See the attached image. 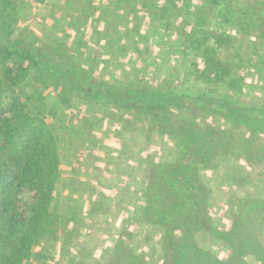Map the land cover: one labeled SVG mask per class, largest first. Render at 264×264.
Returning a JSON list of instances; mask_svg holds the SVG:
<instances>
[{
	"label": "trees",
	"instance_id": "trees-1",
	"mask_svg": "<svg viewBox=\"0 0 264 264\" xmlns=\"http://www.w3.org/2000/svg\"><path fill=\"white\" fill-rule=\"evenodd\" d=\"M27 1L42 5L51 0H24V4ZM75 2L88 3H68L78 7ZM121 2L130 0L112 3ZM203 2L207 10L196 13V23L184 37L185 45L200 56L192 70L199 87L193 88V80L176 84L166 81L165 74L154 83L140 78L122 85L109 83L85 67L83 58L68 53L60 38L49 44L37 38L28 41L29 36L34 38L32 29L16 30L18 3L0 0V264H39L49 259L45 243L60 233V219L51 204L61 159L53 129L30 110L29 78L50 89L59 108L67 110L75 100L115 108L110 117L118 127L145 121L150 128L146 143L158 135L175 148L171 162L161 161L152 151L145 154L144 193L130 197L131 216L117 205L124 226L116 242L100 251L102 263L264 264V105L242 95L256 80L264 89V0ZM75 28L81 34L76 46H93L88 33ZM180 28L178 24L173 29L182 35ZM253 34L249 56L255 63L245 55H240L238 64L220 57V51L232 44V36ZM122 145L131 153L126 140ZM225 158L233 161L232 174L215 180ZM257 178L261 186L254 185ZM224 179L231 185L216 214L212 199ZM200 237L229 248L228 255L218 257L206 250ZM156 245L162 248L161 261L155 257Z\"/></svg>",
	"mask_w": 264,
	"mask_h": 264
},
{
	"label": "rangeland",
	"instance_id": "rangeland-1",
	"mask_svg": "<svg viewBox=\"0 0 264 264\" xmlns=\"http://www.w3.org/2000/svg\"><path fill=\"white\" fill-rule=\"evenodd\" d=\"M12 1L18 3L16 5L17 14L16 11L13 14L19 17L17 18L16 16L17 23H15V26H18L16 30L28 27L34 31V38L29 36L30 40L28 41L36 42L35 38H37L49 44L54 37L60 38V40L64 41L65 46H67L68 53L78 59L83 58V65L96 71L94 63H85V58L89 55H95L96 52L94 51V53L90 54V50L86 46H76L80 41L81 34L75 32L77 30L75 27H81L84 33L91 31L88 17L94 15L92 12L96 6L95 0H86V2H90L91 4L88 8L89 10L85 9L87 3L81 2L79 4L75 2L76 6L81 5L82 7H73L72 10L66 7L64 10L62 9L64 14L60 17V12L55 11V8L58 7L61 1L68 3L71 0H51L42 5H32L29 1L24 4V0ZM176 7L175 15L181 19L179 25L182 28H180V31L183 34L177 33L180 36V39L177 41H174V38L170 39V44L174 48L173 54L166 49L167 38L160 33L162 36L158 42L162 45L159 46L161 49L159 52L161 61L150 60L149 64H144L145 68L140 70L142 76L134 74L135 76L131 77V72L136 71L137 66L133 65L135 66L134 68L130 67V78H133L134 81L140 78L146 82L154 83L159 80L157 76L164 77L166 75V81L185 84L186 81L190 82L193 80L190 83L195 84L193 88L199 87L196 85V74L192 70L200 56H198L199 53L195 49L185 45L184 37L187 31H190L195 25L196 13L201 9L207 10V7L203 0H177ZM137 9L141 10L139 7ZM90 10L91 12H88ZM124 11L127 12L128 9ZM170 12L173 13L171 9L170 11L165 9L158 12L157 15L166 17ZM68 16H70L72 21L69 22ZM130 16L132 15L130 14ZM77 18L84 21L79 22L76 26L74 22L78 21H76ZM101 20L110 21L108 17H101ZM100 22L104 24L103 21ZM54 23L60 24L56 28L52 27ZM146 24H149L148 19L146 20ZM60 30L64 34H61ZM65 35L68 37L65 38ZM169 35L173 36V34ZM232 38V44L227 49L220 51V57L229 58L238 64L240 55H245L248 62L252 60L251 64L255 63V58L252 59L249 56L251 53L249 45L252 40L256 39V35L253 34L249 37L240 35L232 36ZM92 42L94 46L96 44L95 40H92ZM148 52L154 57L158 53V49H152L148 46L144 59H146ZM162 60H165V64L163 65L161 63ZM154 62L160 65L161 71L154 69ZM236 71L238 70L236 69ZM101 72L104 76H107L105 74L109 72V68L105 72L103 70ZM97 73L102 79L98 70ZM150 73L154 74L151 75ZM248 77L252 79L254 74L250 72ZM32 80V78H29L26 85L31 94L30 110L33 108L34 116L43 119L53 129L61 159L59 179L55 188L56 195L54 202L51 204V211L55 213L54 216L60 219V223H58L60 233L56 238L52 237L45 243L44 250L51 257L42 260L39 264H104L100 261V251L107 243L113 244L116 242L124 226V220L120 218V211L117 205L120 204L121 211L124 209V215L131 216L133 210L130 206V197H134L132 196L133 193H138L139 197L144 193L146 186L145 154L152 151L159 156L161 161L171 162L175 155V148L171 144H166L158 135L151 136L149 139L147 138L146 143V136L149 135L150 128L145 121H134L130 126L118 127L110 117L111 111H117L115 108L99 107V105L87 106L88 102L78 100L73 101L72 106L67 110L59 108V101L51 93L50 89ZM260 82V80H256L242 95L257 104L264 105V89L258 87ZM261 85H264V81ZM185 88H188V86H185ZM213 93L220 94V90H214ZM77 109L79 113L76 112ZM119 113L122 114V112ZM95 119L101 121V124H94ZM124 140L128 142L129 149H131V153H124L128 155L127 157L130 156L131 158H123L122 166L119 164L118 166L116 151L121 146L123 147ZM219 166L220 169L214 174L215 180L219 176L228 178L232 174L233 161L230 159L225 158ZM130 168L132 169L130 170ZM131 173H134L136 176H134L130 188ZM260 180V178H257L254 185L261 186ZM113 181L117 183L121 181V183L119 182L121 186L118 188L120 201L117 202V199H115L116 195H114L109 200L106 199L108 204L112 201L111 205L103 204L107 194L103 193L102 189L106 187L107 183L109 184ZM221 181L222 189L218 190L212 199L213 209L216 214L222 210V204L226 199L225 193L229 191L231 185L228 179ZM123 186L126 188H123ZM237 195H240L239 191H237ZM93 200L99 201L95 203L96 205L94 204L95 206L93 205L94 208L92 207ZM97 203H100V207ZM126 209L128 214H125ZM143 229L142 227L141 231ZM262 241L264 243V236ZM199 242L202 247L218 257H226L228 255L229 248L225 249L221 247L218 242H208L201 237L199 238ZM77 244L81 249L79 251L77 250ZM162 253V248L156 245V260L161 261Z\"/></svg>",
	"mask_w": 264,
	"mask_h": 264
},
{
	"label": "crops",
	"instance_id": "crops-1",
	"mask_svg": "<svg viewBox=\"0 0 264 264\" xmlns=\"http://www.w3.org/2000/svg\"><path fill=\"white\" fill-rule=\"evenodd\" d=\"M95 1L96 6L94 7V10L92 12V14H94L95 16L92 15L91 17H88V22L90 24L89 28L91 29V31L88 32L87 36L91 41L95 40L96 44H94V46H90L89 50L90 54L94 53V51L96 52V54L86 57L85 63H94L96 71H99V75L103 80L109 83H114L116 85H122L126 81L134 80L133 78H130L129 74L130 67H135L133 65H136L137 69L136 71L131 72V77L135 76L134 74H139V76H142L140 70H143L145 68L144 64H149L151 61H161V58L159 57V52L161 51V49L159 48V46L162 45L159 44L158 40H161L160 37L162 36V34L167 38V43L165 45L166 49L171 51V53L173 54L174 48H172L173 45L170 44V39L174 38V41L180 39V36L173 29L181 21L180 17H177L175 15L177 0H130V3L126 4L121 2L116 5L113 4L111 0ZM152 2L155 3L154 6L151 5ZM60 4H58V7L55 8V11L57 10L58 12H64L63 10L66 7H68L69 10H72V8L74 7L70 6L69 3H63V1H61ZM90 5V2H88L86 9H88ZM78 7L82 6L78 5ZM137 7L141 8V10L137 9ZM125 9H128V11L125 12ZM165 9H168L169 11L171 9L173 13L170 12L166 17L162 16V18H159L157 13ZM135 10L136 12H134ZM155 10L156 12H153ZM88 12H91V10ZM130 14L132 16H130ZM101 17H108L110 21L106 22L104 20H101ZM147 19L149 24H146ZM76 21L77 22H74V24L77 26V24H79L80 22L79 18H77ZM100 21H103L104 24H102ZM168 24L171 25L169 26V30L163 28ZM160 33L162 34L160 35ZM169 34H173L174 37L170 36ZM179 45H181V43H179ZM148 46L152 49L157 48L158 53L153 57V55L148 52V54L146 55V59H144L145 53L148 50ZM161 63L162 65L165 64V60H162ZM107 68H109V72L105 74L107 76H104L101 71L103 70V72H105ZM153 74L154 73H152L151 75ZM157 77L159 78V80L156 82H159L161 79H163V77ZM99 107L104 106L99 105ZM76 112L79 113L78 109L76 110ZM123 148L124 147L121 146L117 151L116 149H114L117 154L116 159L118 163L116 161L115 162L117 163V165L119 164L121 166L123 163V158H131L130 156L127 157L128 155L124 153L125 151ZM131 169L132 168H130V170ZM134 176L136 175L134 173H131L129 185L130 188L132 186L131 183L134 180ZM119 182L121 183V181ZM119 182L117 183L116 181H113L109 184L107 183L106 187L102 189V192L107 194V196L104 198L103 204L105 203L107 205H111L112 201L110 202V204H108L106 202V199L109 200L110 197L114 195H116L115 199H117V202L120 201L118 188L121 186V184ZM123 188L126 187L123 186ZM96 202H98V200H93L92 207H94L93 205ZM125 214H128L127 209L125 211Z\"/></svg>",
	"mask_w": 264,
	"mask_h": 264
}]
</instances>
